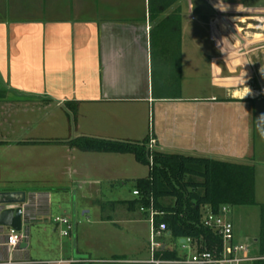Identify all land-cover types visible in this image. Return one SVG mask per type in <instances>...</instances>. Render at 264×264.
<instances>
[{"label":"crops","instance_id":"obj_1","mask_svg":"<svg viewBox=\"0 0 264 264\" xmlns=\"http://www.w3.org/2000/svg\"><path fill=\"white\" fill-rule=\"evenodd\" d=\"M194 3L0 0L1 132L7 131L3 124L14 131L21 121L28 122L17 116L21 107L54 117L50 126L43 119L40 131L58 125L61 111L73 113L74 120L66 139L10 140L1 135L0 146L65 147L67 159H77L111 154L66 143L78 137L147 140V146L154 138L161 151L254 164L256 194L257 165L262 162L257 158L256 103L264 101V85L255 83L260 77L255 61L246 58L247 40L238 23L262 19L264 25V14L206 17L194 10ZM256 34L263 36L264 44V26ZM0 191H26L31 223H52L50 192L8 184ZM134 196L112 201V213H105L108 204L103 202L95 220L73 225L74 240L60 245L49 241L54 252H37L35 258L29 250V227L27 247L22 242L11 249L4 244L6 228L0 226V260L48 264L79 258L95 261L71 264H157L155 259L176 264L159 252L174 251L169 242L152 253L151 225L147 213L130 203L138 198ZM165 235L170 237L169 232Z\"/></svg>","mask_w":264,"mask_h":264},{"label":"rangeland","instance_id":"obj_2","mask_svg":"<svg viewBox=\"0 0 264 264\" xmlns=\"http://www.w3.org/2000/svg\"><path fill=\"white\" fill-rule=\"evenodd\" d=\"M196 2L193 6L194 10L202 12L206 17L217 13L219 17L225 19L228 12L264 14V0H233L231 4L228 1L218 0H210V2L196 0ZM262 22V19L251 21L244 19L238 23L242 36L247 40L246 47H243L244 51L248 52L246 58L250 60V63L252 59L255 61L256 74L260 77L255 79L257 85H264V44L261 40L263 36L254 35V33L263 30ZM258 25L260 28H250L258 27ZM242 77L243 71L240 68L239 79L241 80ZM27 109L21 107L17 116L21 120L26 117L28 122L21 121L20 128L14 131L9 128V125L3 124L2 128H6L7 131L2 133L0 130V137L5 135L4 138L10 140H44L60 136L59 139H66L72 132L70 127L74 124L73 113L70 112L67 115L61 111L58 125L40 131L38 126L43 123L42 120L46 118L45 120H48L46 124L50 126L51 122H55L54 117ZM256 109L257 158L262 161L257 165L258 203L231 206L228 215L234 222L237 241L252 244L255 250L260 246L259 239L264 216L262 208L264 205V154L262 152L264 151V101H258ZM41 148L38 146L35 148L0 146V186L5 184L12 187L31 186L51 193L52 223H43L39 226L35 223L29 225L31 242L29 250L33 252V258L37 252L50 253L51 248L47 246L49 241L60 245V243L66 244L74 240V230L67 236L61 235L64 225L58 224L57 218H68L73 225L80 221L95 220L101 214L100 206L103 202L108 204L105 213H112L110 205L112 201L135 198L133 190L136 188V179L148 177L151 170L149 164L139 162L132 153L96 154L77 159L70 156L67 159L64 153L67 150L65 147ZM79 154L83 153L79 151ZM45 229L48 230L45 231ZM5 230L9 232V228ZM162 242H169L176 252L177 259L190 257L193 253L192 249L184 248L178 238L164 235ZM51 251L54 252V250Z\"/></svg>","mask_w":264,"mask_h":264},{"label":"trees","instance_id":"obj_3","mask_svg":"<svg viewBox=\"0 0 264 264\" xmlns=\"http://www.w3.org/2000/svg\"><path fill=\"white\" fill-rule=\"evenodd\" d=\"M66 143L83 151L132 153L139 162L149 165L152 154L154 164L150 166L149 176L136 180L135 189L140 191L141 196L130 203L137 207H149L152 196L155 208L163 212L156 216L157 225L165 223L171 237H191L202 248L219 249L222 246L220 236L202 223L205 205L218 213L223 205L258 203L255 194L256 167L249 162L159 149L150 153L147 140L129 142L83 136ZM262 208L264 210V205ZM259 240L260 250L264 253V216ZM159 252H163L166 258L177 259L175 251L164 249Z\"/></svg>","mask_w":264,"mask_h":264},{"label":"built area","instance_id":"obj_4","mask_svg":"<svg viewBox=\"0 0 264 264\" xmlns=\"http://www.w3.org/2000/svg\"><path fill=\"white\" fill-rule=\"evenodd\" d=\"M154 138L150 139L148 144V149L152 153L156 147ZM150 166H153V156L150 154ZM134 195L137 197L141 196L138 189L133 191ZM229 205H223L218 213L214 212L209 205H205L203 208V218L202 223L204 226L212 229L217 235L222 239L221 248L215 247L214 249L202 248L197 240L191 237L182 238L181 243L184 248H190L193 253L190 257L184 259L168 260V262L176 264H264V253L261 252L260 246L257 250L254 249L252 244L241 243L236 239L235 227L233 221L228 217L230 212ZM140 211L147 213L148 220L151 225V237L150 246L151 251L154 254L155 251L160 250L163 247L162 237L167 232L171 234L169 227L165 223H160L157 225L156 216L163 214L154 206V199L150 197L149 207L140 206ZM56 222L58 224L64 225L61 229V234L67 236L73 229V224L68 218H57ZM5 245L8 248L16 249L20 246L22 242L27 239V234L25 232L16 231L14 229H9V232L5 235ZM155 263L161 264L164 261L152 259ZM92 259H79L74 258L70 260L60 259L57 261H51L48 264H71L73 262H84L90 263L94 262ZM33 263L31 260H15L9 258L7 260H0V264H30Z\"/></svg>","mask_w":264,"mask_h":264},{"label":"water","instance_id":"obj_5","mask_svg":"<svg viewBox=\"0 0 264 264\" xmlns=\"http://www.w3.org/2000/svg\"><path fill=\"white\" fill-rule=\"evenodd\" d=\"M28 203L26 191H0V226L25 232L32 220Z\"/></svg>","mask_w":264,"mask_h":264}]
</instances>
